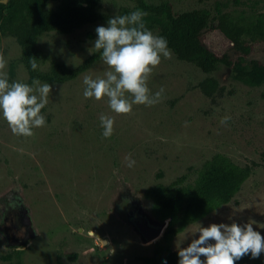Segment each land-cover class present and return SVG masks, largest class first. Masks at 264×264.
I'll return each mask as SVG.
<instances>
[{
  "label": "rangeland",
  "instance_id": "374dc122",
  "mask_svg": "<svg viewBox=\"0 0 264 264\" xmlns=\"http://www.w3.org/2000/svg\"><path fill=\"white\" fill-rule=\"evenodd\" d=\"M166 1L175 14L204 8L212 15L215 2L225 4L221 10L233 15L264 14V0ZM120 8L133 10L129 0H102V11L109 18ZM106 25H86L70 35L42 34L36 46L48 59L74 68L96 51L95 28ZM201 40L214 55L237 59L218 31H204ZM0 51L8 60L9 82L32 85L17 62L15 41L2 37ZM243 59L263 64L264 44H252ZM108 70L99 56L75 79L54 84L41 110L46 124L33 128L30 137L13 134L0 114V257L12 251L1 231H13L10 206L15 202L32 231L18 248L21 264H99L102 259L110 264H142L166 226L151 217L143 191L158 183L168 185L182 175L192 181L193 170L213 155L240 167L255 166L227 204L186 226L168 248L177 250L188 235L180 244L186 247L197 238L198 234H190L199 224L254 222V229L264 236V84L248 88L231 80L229 70L221 67L206 76L214 77L222 91L204 97L197 84L205 75L171 56L162 58L146 81L152 94L164 89L162 99L116 114L107 97L97 101L83 96L84 77L103 78ZM102 114L114 119L109 138L102 136ZM224 117H230L226 124L221 123ZM129 154L135 160L133 167L125 159ZM70 254H75L74 261L68 260ZM0 264L7 261L0 259Z\"/></svg>",
  "mask_w": 264,
  "mask_h": 264
},
{
  "label": "trees",
  "instance_id": "16d2710c",
  "mask_svg": "<svg viewBox=\"0 0 264 264\" xmlns=\"http://www.w3.org/2000/svg\"><path fill=\"white\" fill-rule=\"evenodd\" d=\"M133 10L120 8L118 15L128 14L136 9L149 13L144 18L146 26L168 41L172 57L188 64L205 75L197 84L204 97L220 93L212 75L221 67L228 69L230 79L248 88L264 84V63L245 60L252 44H264V14H231L221 9L225 4L215 2L214 14L204 8L175 14L169 2L160 0L147 4L144 0H129ZM207 1V0H204ZM54 3L53 7H49ZM109 19L102 11V0H6L0 2V39L12 38L19 48L17 62L23 66L27 80L33 83L63 84L76 78L96 61L97 50L74 68H67L53 59H48L37 48L38 37L46 33L70 35L82 27L94 23H107ZM218 31L228 42L237 59L227 54L214 55L202 43L204 31ZM36 58L39 70L32 71L30 58ZM264 157V152L262 153ZM255 164L237 166L222 155H213L193 170L194 178L182 175L168 185L154 184L146 188L142 197L150 203L149 213L159 224L166 223L160 242L155 244L150 257L142 258V264H178L177 250L171 251L168 243L189 224L205 217L211 211L227 204L239 191L240 186L252 173ZM161 243V245H160ZM9 255L0 257L7 264H21L22 251L11 247ZM103 254L98 251V255ZM75 254L68 256L74 261ZM204 259V258H202ZM99 264H110L100 260ZM235 264H264V253L258 259L245 256Z\"/></svg>",
  "mask_w": 264,
  "mask_h": 264
},
{
  "label": "clouds",
  "instance_id": "9594fccd",
  "mask_svg": "<svg viewBox=\"0 0 264 264\" xmlns=\"http://www.w3.org/2000/svg\"><path fill=\"white\" fill-rule=\"evenodd\" d=\"M148 15V12L136 9L125 15H115L107 20L106 26L95 28L94 48L100 52V58L109 70L103 78L84 77L85 99L100 101L107 97L110 109L116 114L130 113L133 105L153 106L162 99L164 89L152 94L146 81L152 69L162 58L170 59L172 52L167 39L146 26L144 18ZM7 65V58L0 51V114L13 134L30 137L34 134L33 128L46 124L41 110L49 102L53 84L41 83L38 79L32 85L9 82ZM29 65L32 71L40 68L34 57L29 59ZM229 119L224 117L221 123L226 124ZM100 122L103 138L111 137L114 119L102 114ZM125 159L128 167L135 165L130 154ZM253 225L254 222L241 224L235 220L211 223L207 227L199 224L190 234H198L197 238L191 239L186 247H180L188 237L186 235L177 246L178 264H235L249 254L251 259H258L264 253V236Z\"/></svg>",
  "mask_w": 264,
  "mask_h": 264
},
{
  "label": "flooded vegetation",
  "instance_id": "af4514ba",
  "mask_svg": "<svg viewBox=\"0 0 264 264\" xmlns=\"http://www.w3.org/2000/svg\"><path fill=\"white\" fill-rule=\"evenodd\" d=\"M13 206H16L15 202L12 203ZM10 206L12 209V213L14 214V220L11 221V226L13 228V231H9L7 229H2V240L6 244H12L20 241L24 237H31L32 231L29 225H25L23 221V210L21 207L16 206L13 207Z\"/></svg>",
  "mask_w": 264,
  "mask_h": 264
},
{
  "label": "water",
  "instance_id": "95a60500",
  "mask_svg": "<svg viewBox=\"0 0 264 264\" xmlns=\"http://www.w3.org/2000/svg\"><path fill=\"white\" fill-rule=\"evenodd\" d=\"M0 2H1L2 4H4V3L6 2V0H0ZM23 214H25L24 211H23ZM23 221H24V224H25V225H28V221L26 220V218H25L24 215H23ZM26 237H27V236H26ZM25 240H26V238H22L20 241H18V242H16V243H12V244H10V245H13V246H20V245H22V244L25 242Z\"/></svg>",
  "mask_w": 264,
  "mask_h": 264
}]
</instances>
